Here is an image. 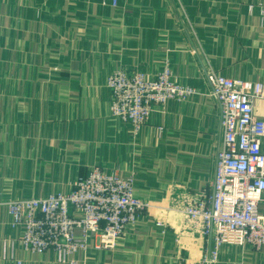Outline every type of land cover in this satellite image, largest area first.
Listing matches in <instances>:
<instances>
[{"label":"crops","instance_id":"0c3cea01","mask_svg":"<svg viewBox=\"0 0 264 264\" xmlns=\"http://www.w3.org/2000/svg\"><path fill=\"white\" fill-rule=\"evenodd\" d=\"M120 1L0 0V264H17L12 252L22 264H65L12 247L6 202L66 193L94 166L134 174L150 209L116 248L94 242L77 264H208L210 241L180 216L213 194L222 144L205 73L264 83V22L249 10L264 0ZM166 63L192 97L155 106L138 132L111 115L114 70L153 77ZM212 264H264V245H225Z\"/></svg>","mask_w":264,"mask_h":264},{"label":"built area","instance_id":"2783aa9c","mask_svg":"<svg viewBox=\"0 0 264 264\" xmlns=\"http://www.w3.org/2000/svg\"><path fill=\"white\" fill-rule=\"evenodd\" d=\"M118 7L120 0H104ZM264 22V2L251 4ZM205 78L220 107L223 138L216 156L213 194L188 202L181 212L191 230L210 241L204 261H218L225 245L260 249L264 245V118L256 103L264 99L260 80L230 78L213 70ZM111 115L132 124L138 132L149 123L155 106L169 100L185 102L196 93L181 82L166 63L153 77L147 72L119 67L108 78ZM135 175L92 167L68 192L9 200L10 224L19 231L12 247L33 253L52 250L58 262L77 264L79 251L95 242L114 249L118 241L146 218L150 203L135 195ZM156 226L166 228L162 220ZM164 232V231H163ZM10 244V245H11ZM10 259L17 264L23 261Z\"/></svg>","mask_w":264,"mask_h":264},{"label":"rangeland","instance_id":"374dc122","mask_svg":"<svg viewBox=\"0 0 264 264\" xmlns=\"http://www.w3.org/2000/svg\"><path fill=\"white\" fill-rule=\"evenodd\" d=\"M181 218H183L185 215L183 213H180Z\"/></svg>","mask_w":264,"mask_h":264}]
</instances>
